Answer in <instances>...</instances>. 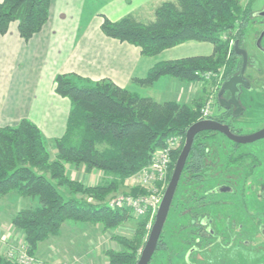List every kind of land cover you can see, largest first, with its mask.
Masks as SVG:
<instances>
[{"label":"trees","instance_id":"trees-1","mask_svg":"<svg viewBox=\"0 0 264 264\" xmlns=\"http://www.w3.org/2000/svg\"><path fill=\"white\" fill-rule=\"evenodd\" d=\"M241 2L169 1L156 9L152 22L141 23L131 16L118 22L105 18L102 32L109 38L140 48L145 57L157 56L190 41L213 45L214 53L210 57L157 64L145 79L135 80L140 86L151 87L161 78L193 83L202 80L204 73L219 69L224 70L226 80L233 72L228 67L230 41L242 36L252 6L243 7ZM50 5L51 0H0V35H5L11 24L16 23L21 38L28 42L47 24ZM55 92L72 103L63 137L50 144L29 120H23L16 127L0 128V201L10 197L28 201L15 213L12 225L24 235L32 255L41 243L57 237L67 223L101 226L108 232L131 218L129 210L110 209L105 203L107 196L149 166L153 154L163 148L169 138L185 139L188 129L200 121L198 106L176 101L157 102L110 81L93 83L75 75H59L55 79ZM216 136L214 132H207L195 138L184 169L180 183L185 180L192 187L183 197L187 201L188 215H194L193 201L198 185L205 178L203 171L209 166V157L220 150L214 143L209 145ZM180 153L173 155L169 182ZM68 167L86 174L102 172L112 180L101 186L85 187L70 179ZM63 188L73 195H66ZM78 193L89 194L96 202L78 199ZM179 201L176 205L173 201L170 213L174 209L173 213L178 212L180 216L183 211L182 200ZM142 219L135 239L115 238L124 251H107L109 264L138 263L148 224V218ZM191 221L192 218L188 219V226L182 228L192 227ZM164 232L156 252H168L170 257ZM186 232L183 243L192 247V230ZM0 264L11 263L0 256Z\"/></svg>","mask_w":264,"mask_h":264},{"label":"crops","instance_id":"crops-1","mask_svg":"<svg viewBox=\"0 0 264 264\" xmlns=\"http://www.w3.org/2000/svg\"><path fill=\"white\" fill-rule=\"evenodd\" d=\"M169 1L174 0H51L47 24L28 42L21 38L18 25L12 23L9 31L0 35V128L16 127L29 120L46 140L63 137L72 103L55 92V79L59 75H75L93 83L110 81L140 96L147 89V97L157 102L178 101L181 92L173 88L179 85L177 80L161 78L151 87L140 86L135 80L145 79L162 62L210 57L214 53L212 44L190 41L157 56L145 57L140 48L102 32L105 18L118 22L131 16L144 23L139 13L147 8L153 10L149 18L152 22L156 9ZM96 173L83 174L90 177ZM9 199L13 206L22 202L17 197ZM68 230H80V236L87 238L88 227L65 224L60 234L48 241L61 245L63 232L67 231L71 234L67 237L71 250L49 247L50 262L69 261L76 255L71 244L74 235ZM36 254L40 256L41 249Z\"/></svg>","mask_w":264,"mask_h":264},{"label":"flooded vegetation","instance_id":"flooded-vegetation-1","mask_svg":"<svg viewBox=\"0 0 264 264\" xmlns=\"http://www.w3.org/2000/svg\"><path fill=\"white\" fill-rule=\"evenodd\" d=\"M254 3L251 11L248 12L242 36L230 41L228 67L233 72L226 80L240 74L243 67L245 68L243 74L245 85L240 87L237 98L239 106L231 102L230 92L223 95L227 106L219 105L218 95L222 84L226 81L224 79L221 80L214 96L215 107L217 104L219 108L212 119L228 126L237 136L253 135L264 129V119H262L264 114L260 115L264 112V4L260 10H254ZM236 43H238V51L235 49ZM232 89L234 90L235 86ZM253 109L259 114L253 116L254 113L251 112ZM253 122L255 125L252 129L238 127L241 123L250 125ZM214 133L217 134L216 138L221 137L231 147L224 157L227 163L223 165L217 163L219 160L221 162V158L217 156L218 161L216 163L211 161L204 169L205 178L198 185L197 197L193 201V216L188 215L189 210H185L187 201L182 198L183 217L192 218L193 225L190 229L194 243L188 249L191 252L189 258L191 254L195 258L200 254L207 255L217 248L218 250H215L217 253L211 256L208 264H264V139L239 145L221 133ZM250 148L253 149L247 151ZM206 174H209V177L206 178ZM218 175L225 176L228 182L217 183L216 180L220 179ZM206 182L216 183L206 188ZM225 186H230L231 193L234 194H224L226 193L224 191H227L223 188ZM247 194L255 196L251 202L244 200ZM184 196L186 197V192ZM237 210L241 211L239 215L242 216V220L238 218V214L233 216L232 212L237 213ZM238 238L246 243L245 249L251 250L244 249L245 253L236 257L234 255L235 259L232 260L231 248ZM254 250L258 251V255L248 257L253 255Z\"/></svg>","mask_w":264,"mask_h":264},{"label":"rangeland","instance_id":"rangeland-1","mask_svg":"<svg viewBox=\"0 0 264 264\" xmlns=\"http://www.w3.org/2000/svg\"><path fill=\"white\" fill-rule=\"evenodd\" d=\"M254 3L253 9L254 10H260L261 6L264 4V0H242L241 5L244 7L246 5L252 4ZM102 7V5H101ZM105 6H103L102 8H104ZM153 11V10H151ZM150 11L149 8H147L145 11L140 12L139 17L140 20L144 23H148L149 22V18L152 15V12ZM154 19V16L152 17L151 20ZM228 37H224V39H227ZM223 74H224V70L223 69H219L218 71L214 72V71H210V72H206L204 73V75H202L203 79L202 80H198L195 81L193 83H183V82H179V85H174V90L176 89L178 92L180 93V97L178 95V101H176L177 103L180 104H186L189 106H198L197 110L201 115L202 109L208 107V104L211 101V98H214V96L216 95V91H218V87L221 83V80L223 79ZM175 90V91H176ZM145 93H148V90L145 89ZM142 93L141 96H146L147 94ZM186 93V94H185ZM157 98V97H154ZM215 107V105H214ZM218 105L216 104V107L213 108L214 113L216 114L218 112ZM253 114V116L259 114L258 112H255V110L253 109L251 111ZM264 112L260 115H263ZM257 119V118H256ZM264 119V118H262ZM255 125V123H251L250 125L241 123L238 125V127H243L245 129H252V127ZM212 141V140H211ZM209 141V145L211 146L213 143L215 145V147H219L220 150L219 151H215L214 154L210 155L209 157V161H214L215 163L218 161V154L220 155L219 157L221 158V162L220 160L217 162L219 164H224L227 163L228 161L225 160V155L226 153H228V148L231 147V145L225 141L224 139H222L221 137L216 138L215 141ZM185 139H183V144L182 147L179 151L182 150L183 145H184ZM49 143L51 144V141H49ZM48 143V146H50L52 148V146ZM50 148V151L53 153L52 149ZM212 148V147H211ZM214 151V148H212ZM245 149V148H243ZM253 148L247 149V151L252 150ZM221 151V152H220ZM242 151V150H241ZM245 151V150H244ZM176 153V152H175ZM180 155V154H179ZM52 157L54 158L55 155L52 154ZM178 159V158H177ZM177 161V160H176ZM84 172L82 170H75L73 169V167H68V176L70 177V179H72L73 181H76L78 183H81L82 185H84L85 187H96V186H101L104 185L107 181H111L112 178H108L106 175H104V173L98 172L96 174H94L93 176L87 177L85 174H83ZM209 173V172H208ZM219 176V175H218ZM209 177V174H206V178ZM220 177V176H219ZM222 177V178H221ZM220 179L218 178L216 181L217 183H226L228 182L227 178L225 176H221ZM129 184L128 185H124V183L122 185H120L116 191H113L112 193H110L107 198L105 203L107 204L111 199H113L116 196H119L120 194L123 195H139L141 190L139 188H135L134 186L131 185L130 181H128ZM184 183L182 184V182L179 185L177 194H176V198L174 200V205H176V203L178 202V204L180 203L179 200H182L184 193L187 192V194L189 193L188 191L192 189L191 185H187V183L185 182V180L183 181ZM216 182H206L205 186L206 188H210L212 186L215 185ZM92 185V186H90ZM94 185V186H93ZM217 186V185H216ZM224 191L227 195H233L234 193H231V187H223ZM62 191L66 194V195H73V193L67 189V188H63ZM78 199H86L88 201H91L92 203H95L96 201L94 199H92L90 197L89 194H82V193H78L76 196ZM255 196L254 195H246L244 197V200H249L250 202L253 200ZM11 199H7L4 198L0 201V256H2L5 259V253H6V249L7 247H10L14 244H19L22 243L23 241H25V237L24 235L17 230L13 225H12V218L15 215L14 213L16 212V210L18 209H22L23 205H27L28 201L24 200V202H20V204L18 205H14L13 203L10 201ZM223 200V199H222ZM26 201V202H25ZM172 212L169 213L170 215L168 216V221L165 225V232H164V241L165 243L168 245V250L169 253H171V256H168V252H156L152 262L150 264H208V261H210V258L213 254L217 253L218 250L217 248L214 249V251L211 253H207V255H198L196 256V258L194 257L193 254L190 255L189 258V254L191 252L188 251V249L191 246H186L183 241L184 239L187 237V232L188 230H190V227L187 228H182L183 226H188V222L187 219L188 217H183L182 215H178V212L173 213ZM232 212V211H231ZM241 211L237 210V213L232 212L235 216L238 214V218L240 220H242V216L239 215ZM142 218H148V217H139L137 218L135 215L131 214V218L127 219L124 223H122L117 229L112 230V231H108V232H104L101 226H93V225H89V224H76L73 222H70V225H73L75 227H80L82 229H86L88 227L87 230V238L85 237H81L80 234L82 233L80 230L79 231H71L73 236V242H71L72 246L74 247V251L76 253V255H74V257H72L71 259H69V261H73L72 264H109V260L106 257V252L109 250H113V251H124V248L119 244V242H117V240L115 239L116 237H120V238H126V239H135L137 233L139 232L140 226H141V221L143 220ZM233 223H234V217H233ZM148 224H149V218H148ZM147 224V225H148ZM235 224H233L234 227ZM146 231L147 234L145 236V238L143 239V242L147 241L148 238V230H147V226H146ZM145 231V232H146ZM70 232V233H71ZM76 233V234H75ZM84 234V233H83ZM95 235V236H93ZM105 235V236H104ZM68 236H71V234H69L67 231L63 232L62 238H61V245H58L57 243H55L53 240V242L47 241L45 242L43 245H39V249L37 252H39V250L41 249V255L36 256L42 260H44L46 263L45 264H50V263H55V262H50L49 257H48V252H49V247H53L55 249H62L65 250L67 249L68 251H70L71 249H69L68 247ZM88 241H87V240ZM60 240V239H58ZM59 242V241H58ZM254 242V241H253ZM90 246H89V244ZM246 243H244V241L241 238L236 239V242L232 245V252L231 254L232 256V260L235 259L236 255H241V253H245L243 250L245 249L244 245ZM255 244V242H254ZM76 249V250H75ZM143 250V249H142ZM250 251L251 249H245V251ZM141 251V250H140ZM36 252V253H37ZM63 252V251H62ZM142 252V251H141ZM140 252V253H141ZM253 255H250L248 257L254 256L256 257V255H258V251L254 250L252 251ZM64 254V253H63ZM235 255V257H234ZM197 261V262H196ZM58 262V261H56ZM12 264V263H11Z\"/></svg>","mask_w":264,"mask_h":264},{"label":"built area","instance_id":"built-area-1","mask_svg":"<svg viewBox=\"0 0 264 264\" xmlns=\"http://www.w3.org/2000/svg\"><path fill=\"white\" fill-rule=\"evenodd\" d=\"M215 98H211L208 107L202 109L200 121L211 120L214 114ZM183 144L181 136L169 138L163 148L158 149L152 156V162L138 174L128 178L124 185H131L141 190L139 195H123L114 197L107 205L112 210H129L137 218L148 217V234H150L165 191L169 184V176L173 164V155ZM149 236V235H148ZM28 243L23 241L7 247L5 259L12 264H45L46 262L29 253ZM50 264H72L70 261Z\"/></svg>","mask_w":264,"mask_h":264},{"label":"water","instance_id":"water-1","mask_svg":"<svg viewBox=\"0 0 264 264\" xmlns=\"http://www.w3.org/2000/svg\"><path fill=\"white\" fill-rule=\"evenodd\" d=\"M235 49L238 51V43L235 44ZM245 68L243 67L240 74L231 77L230 79L226 80L221 88L218 95V103L221 107H225L226 100L223 98V95L226 92H230L232 94L231 102H233L237 107L239 106L238 103V94L240 91V87L245 85L243 74ZM235 86L233 90L232 87ZM207 132H218L222 135L226 136L231 141L239 144V145H246L251 144L261 139H264V129L249 136H237L234 135L228 126L222 125L219 122L211 119L207 121H199L193 124L187 131L185 136V142L181 153L176 161L175 167L173 169V173L170 178V182L168 187L165 191L163 200L159 207L158 213L156 215L152 230L148 236V239L145 243V246L141 252L140 258L137 264H150L152 259L157 251L163 230L167 223V219L171 210V206L173 204L179 183L181 181L184 169L190 157L195 138L201 133Z\"/></svg>","mask_w":264,"mask_h":264}]
</instances>
